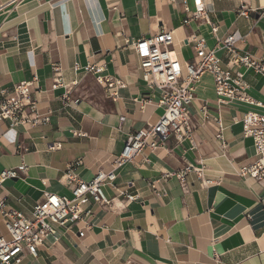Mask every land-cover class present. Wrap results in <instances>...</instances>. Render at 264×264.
<instances>
[{"label":"crops","instance_id":"crops-1","mask_svg":"<svg viewBox=\"0 0 264 264\" xmlns=\"http://www.w3.org/2000/svg\"><path fill=\"white\" fill-rule=\"evenodd\" d=\"M205 2L216 36L239 31L247 37L241 53L264 61V0ZM241 9L250 11L251 20L239 17ZM187 17L181 0H0V89L37 76L33 95L41 117L49 119L36 127L0 123V173L22 164L27 168L20 179L0 185V202L31 217L45 193L73 198L74 186L64 176L76 162H82L76 172L86 182L111 171L128 135L157 124L164 112L127 40L173 31L178 57L192 63L190 37H204L210 49L216 37L204 22L184 25ZM218 56L225 69L244 75L247 96L261 106H218L214 77L204 74L188 110L197 150L174 138L165 149H146L117 172L115 187L104 188L109 206L84 207L92 224L84 237L73 227L58 243L40 246L37 257L25 255L22 264H264V183L238 175L256 159L241 120L248 113L264 116V77L229 66L224 52ZM53 64L61 66L65 84L58 89H53ZM89 65H107L103 76L122 81L117 101L98 75L85 71ZM149 98L152 102L144 104ZM218 114L226 126V151L212 120ZM186 165L200 168L213 184L201 186L192 174L187 190L176 179L156 184V191L150 187L163 173ZM120 192L140 198L126 203ZM6 235L0 214V236Z\"/></svg>","mask_w":264,"mask_h":264},{"label":"built area","instance_id":"built-area-1","mask_svg":"<svg viewBox=\"0 0 264 264\" xmlns=\"http://www.w3.org/2000/svg\"><path fill=\"white\" fill-rule=\"evenodd\" d=\"M175 1V0H172ZM183 11L188 15L184 25L191 22H204L212 29L216 37V45L210 49L204 37L192 35L190 41L196 52V59L192 63L184 64L174 49V32L162 29L157 35L137 40H127V47L131 48L139 60L140 69L144 74V81L152 92H158L157 105L163 108V115L158 123L139 131L130 133L122 153L112 163L109 172L99 171L95 177L86 182L82 180L77 169L82 162L78 161L64 176L68 185L74 186L73 198L45 193L41 202L34 206L32 216L10 210L4 201L0 202V214L3 218L7 235L0 236V264H22L25 255L38 256V249L46 242L52 245L58 243L63 232L78 228L79 237L92 228L91 213L84 207L89 204L109 206L111 199L106 195L105 187H115L117 172L127 164L136 163L146 149L157 151L165 149L171 138L178 144L188 142L190 150H197L195 139L196 126L188 118L189 107L195 99V86L206 73H211L215 81L216 102L218 106H226L233 102L257 105L247 96L248 88L241 73L233 74L223 67L224 59L218 56L224 52L228 65H237L246 70H253L264 77V61L257 60L248 53H241L239 45L246 43L247 37L239 31L228 34L225 38L216 36L218 27L210 21L208 5L205 0H181ZM239 17L251 20L250 11L241 9ZM254 28V25L251 27ZM55 82L53 89L65 86L62 69L59 64H53ZM87 73L98 75L97 81L105 85L110 98L117 101L119 90L125 86L122 81L110 76H103L107 72V65H89L85 67ZM38 82L35 76L32 81L16 84L11 90L0 89V123L8 122L13 126L24 125L36 127L49 122L42 118L38 108V101L33 95V88ZM68 101L67 95L64 96ZM152 99L144 100V104ZM203 119H210L209 111L202 110ZM217 125V140L224 151L228 149L225 141L226 126L221 114L212 117ZM124 121V118H122ZM244 137L251 138L255 147V161L250 165L239 168L238 175L264 183V116L248 113L241 120ZM150 164L149 159H145ZM26 166L20 165L16 169L5 170L0 173V185L9 180L21 178ZM194 174L201 186H209L212 181L204 178L203 171L192 165H186L179 171L166 172L150 183L153 190L156 184L166 183L176 179L187 190L190 186L189 177ZM165 194V193H164ZM166 195V194H165ZM126 203L139 200L138 193L120 192ZM83 225V227H80Z\"/></svg>","mask_w":264,"mask_h":264}]
</instances>
